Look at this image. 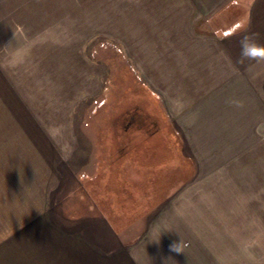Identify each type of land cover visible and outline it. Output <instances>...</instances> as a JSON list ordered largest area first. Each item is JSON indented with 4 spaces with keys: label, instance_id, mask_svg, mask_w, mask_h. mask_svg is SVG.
I'll use <instances>...</instances> for the list:
<instances>
[{
    "label": "crops",
    "instance_id": "1",
    "mask_svg": "<svg viewBox=\"0 0 264 264\" xmlns=\"http://www.w3.org/2000/svg\"><path fill=\"white\" fill-rule=\"evenodd\" d=\"M7 16L0 38L8 40L2 50L11 52L15 73L32 74L26 59L43 41L32 35L61 43L48 51L54 64L46 71L66 101L53 128L30 120L8 135L12 146L0 148V210L14 205L16 218L0 222V264H262L257 231L247 235L245 220L264 218V210L230 188L244 184L242 172L257 169V113L264 109V62L239 63L241 37L234 33L247 25L264 44V0H14ZM48 42H41L43 50ZM113 57L160 102L190 162L186 180L172 172L164 185L169 193L155 198L137 225L121 228L103 212L73 211L65 221L52 207L55 196L66 203L92 177L80 175L88 168L85 151L94 148L85 138L94 137L85 128L90 102L73 109L76 81L101 96L97 76L107 65L114 72ZM85 72L93 75L86 83ZM99 101L93 106L107 104ZM173 244L182 252L172 251Z\"/></svg>",
    "mask_w": 264,
    "mask_h": 264
},
{
    "label": "rangeland",
    "instance_id": "2",
    "mask_svg": "<svg viewBox=\"0 0 264 264\" xmlns=\"http://www.w3.org/2000/svg\"><path fill=\"white\" fill-rule=\"evenodd\" d=\"M15 1L16 3L18 2L22 5L23 2H28L29 0ZM13 2L14 0H0V25L2 24L3 26L4 19L8 18V8L13 7ZM1 29L2 28L0 27V30ZM6 38L8 37L6 36ZM32 39L33 41L38 39L43 40L41 42L45 44V41L48 42V40L51 38H45L44 35L36 34L32 35ZM6 41L8 40H4V37L0 38V148L3 149L12 144V139H8V135H11L13 130L19 128L20 126L29 125L30 120H32L34 125L39 124L44 130L53 128L55 125L54 120L56 119V116H58V105H60L62 102L65 103L66 101L62 92H58L57 94L51 89L50 84H52V80L56 76L51 74L49 77H47L48 73L46 71V68L48 67L52 69V65L54 64V59H46L48 53L51 55V53L48 51L50 49L55 50L52 47H55L61 43L57 42L58 40H56V38H52L51 42L54 46H51L48 42L49 45H46L48 46V50H43L41 46L45 45H43L41 42H35L33 47L30 49L33 52L31 53L33 58L26 59L28 63H30V66H28L30 68V73L32 72V74L22 75L15 73L17 69L12 65L14 60L11 56V52L8 53V50H6V52L3 54L2 48H4V43ZM37 56H39V58L35 59ZM40 56L43 57L41 58ZM111 61L115 67V73L113 72V75L110 74L108 71L109 66L107 65L103 71L101 69L102 75L97 76L99 87L101 86L102 89L103 86L104 88L102 95L99 96L98 93L93 94L94 89L93 91L87 90L85 88L82 90L80 84L81 79H79V81H76L79 83V85L76 87L78 95H75L76 101H73V109L75 107V110L79 105L81 106V104H85L86 106L90 102L88 107H86V113L88 116L85 128L94 138L89 140L85 138V142L87 144H93L94 148L91 149V151H85V153L88 155L86 158L88 168L80 175L83 177V179H85L90 172L92 177H88L89 179L86 180V186L89 191H91L99 207L95 206V208L92 209V200H90L88 197L80 196L81 189L78 187L75 193L66 197L67 201L64 204L60 195L55 196V201H53L52 207L55 214L59 215L60 219L63 220H65L67 216H70L68 214L73 211L77 212V214L79 213L80 215L86 214V216H89L92 214L90 212L95 211V209L99 213V208L108 217L111 215L113 224L124 227L133 224L141 215H143L136 212H138V210H144L146 207L143 206L139 208L135 202L142 201L143 203L148 204V202H150L151 204L155 198L161 199L165 193L167 195L171 189V186L170 188H165L164 185L169 181L172 172L176 174L175 178L177 181L186 180L185 178L189 176L188 168L190 169V162L188 163L183 153H181L182 144L179 148V152H174L172 148V140L175 139V136L171 131L167 133L166 128L169 127L170 130H175V128L169 116L164 114L161 110L159 106L160 102L156 97L153 98V100H155V105L152 107V113H154L155 119H157L156 117L158 116L165 120L163 137H156L153 141L151 140L153 145L151 148L154 152V159H151V163H154V165L158 167H153L152 169V166L148 167L147 165H137V163L133 162L126 163L125 161L122 162L119 158H116V153H113V151H115V149H113V141L108 140L106 142L105 139L101 138L104 132L103 130L110 129L111 131L113 126L112 123L116 119L115 117L120 114L118 111L121 109L124 110L125 106L131 109L134 106V102L139 101V106L143 108L147 102L140 99V97L143 96L142 92L147 93L148 91L147 89L143 91V86L138 84L139 82H137L135 76L129 71V68L125 66L124 61L121 58L118 59L117 57H113ZM102 63L106 65L104 61ZM22 65L23 64L20 65V69L24 67ZM85 73L86 74L82 79L84 83L87 82L89 76H92L93 78V75H88V72ZM57 78L59 79L58 82L60 83L61 76H58ZM97 80L95 81L97 82ZM87 84L89 85V83ZM69 88L71 89L72 86ZM101 89L99 88V90ZM14 91L16 92L17 96L18 94H22L21 99L18 97L15 98ZM60 94L61 99H59ZM94 96L95 99H93ZM125 98L126 101H123ZM98 100H104L107 104H105L103 107H94V102ZM104 101H99V105ZM262 103H264V99ZM92 112L93 114L95 112L96 113L91 117ZM18 114H20V117H18ZM95 116L96 119L94 120ZM258 119L260 120L258 121ZM115 126L116 125H114V127ZM119 127L120 124L118 125V128ZM70 130H73L72 124H70ZM95 149L99 151V153L97 151L98 154L94 151ZM4 157L6 156L3 155V158ZM121 162L123 163V166L119 165ZM183 165H187V167L184 169ZM175 166L178 167L177 169L179 171H173ZM7 174H9V172ZM238 178L241 179L242 183L244 184L239 187L231 186L230 194L239 195L241 198L245 197L247 200H254L255 206L258 209L262 208V210H264V202L262 205H260V198L257 203V189L259 190L258 197H260L261 191L264 197V187H261L263 183L261 182V179H259L264 178L263 108L261 115L260 111L257 113V169L242 172ZM157 184H160V186L156 187L155 185ZM3 198H5V195ZM77 198L80 199L79 203ZM24 199H26V197ZM6 200H8V197H6ZM35 202H33L34 208ZM246 203L247 212L253 210L250 204L248 202ZM64 205L68 206L67 212L63 209ZM13 207L14 205L11 207V209ZM11 209L0 210V222L3 223L6 220L13 222L16 220V218L13 216V212H11ZM245 221L247 226V235L248 230L255 228L257 231V260L260 257L262 259L264 258V218H247ZM3 226L6 225L3 224ZM20 236L25 237L26 239L30 237L27 232H23ZM22 243L24 244L25 242L22 240ZM262 264H264V259Z\"/></svg>",
    "mask_w": 264,
    "mask_h": 264
},
{
    "label": "flooded vegetation",
    "instance_id": "3",
    "mask_svg": "<svg viewBox=\"0 0 264 264\" xmlns=\"http://www.w3.org/2000/svg\"><path fill=\"white\" fill-rule=\"evenodd\" d=\"M148 97L145 95L140 97L147 102L143 108L139 106V101H136L133 108L129 109L125 106L124 110L120 112V115H123V119H125L123 126L128 129L119 131L120 134L117 135L116 143L113 145L115 149L113 152L116 153V158L122 162L156 167L154 163H151V159H154L151 140L163 137L165 125L161 128L157 126L154 113H152L153 105ZM123 101H126V98ZM151 128L156 131L148 135ZM122 162L119 165L123 166Z\"/></svg>",
    "mask_w": 264,
    "mask_h": 264
},
{
    "label": "clouds",
    "instance_id": "4",
    "mask_svg": "<svg viewBox=\"0 0 264 264\" xmlns=\"http://www.w3.org/2000/svg\"><path fill=\"white\" fill-rule=\"evenodd\" d=\"M234 35H240L241 37L239 41V63H243L244 61L264 62V44L258 42V38L255 34L249 33L247 25H241ZM232 103H235L237 107L241 106L238 101H233ZM171 250L177 253L182 252L178 244H173Z\"/></svg>",
    "mask_w": 264,
    "mask_h": 264
},
{
    "label": "water",
    "instance_id": "5",
    "mask_svg": "<svg viewBox=\"0 0 264 264\" xmlns=\"http://www.w3.org/2000/svg\"><path fill=\"white\" fill-rule=\"evenodd\" d=\"M145 89L143 88V91H144ZM142 94L143 95H145V96H147V93H145V92H142ZM149 97H152V96H150L149 95ZM153 98L154 97H152V98H149V100L151 101V103H152V105L154 106L155 104V100H153ZM122 111V109L120 110V111H118V112H121ZM152 115V114H151ZM116 119L114 120V122L112 123V129H111V131H110V129H106V130H103L104 132H103V135L101 136V138H103V139H105L106 140V142L108 141V140H112L113 141V145L116 143L115 142V139H117V135L118 134H120L119 133V131H121L122 129H124V131H125V129H128V128H124V126H123V123L125 122V119H123V115H118V116H116L115 117ZM157 119H156V123H157V126L159 127V128H161L162 126H164L165 125V120L163 119V118H161V117H156ZM111 119V118H110ZM111 121H112V119H111ZM110 121V122H111ZM120 124V127L118 128V125ZM111 125V124H110ZM114 125H116L115 127H114ZM130 129V128H129ZM156 130L155 129H149V133H148V135H150V134H153L154 132H155ZM101 145H102V143H101ZM112 147V146H111ZM114 149V148H113ZM114 153V152H113ZM79 189H81V195L80 196H82V197H88L90 200H92V209H94L95 208V206H98V204H97V202L95 201V199H94V197H93V195H92V193H91V191H89V189L87 188V186H86V180H81V182H80V185H79ZM74 193H75V191H74ZM89 200V201H90ZM99 207V206H98ZM98 210H99V212H102L99 208H98ZM95 211L97 212V210L95 209ZM136 222H134L133 224H131V226L130 227H133V226H135V225H137V223L135 224Z\"/></svg>",
    "mask_w": 264,
    "mask_h": 264
},
{
    "label": "trees",
    "instance_id": "6",
    "mask_svg": "<svg viewBox=\"0 0 264 264\" xmlns=\"http://www.w3.org/2000/svg\"><path fill=\"white\" fill-rule=\"evenodd\" d=\"M167 128H168V130H167ZM166 128V131H167V133L169 132V131H171V132H173V134H174V140H172V148H173V150H174V152H179V148H180V146H181V140H180V138H179V135H178V133L175 131V130H170V128L169 127H167ZM184 166V165H183ZM184 168H185V166H184ZM156 187H157V185H155ZM104 203V202H103ZM102 203V204H103ZM138 206H139V208L140 207H143V206H145L146 208L144 209V210H138V212H136V213H138V214H143V212H145L146 211V209L149 207V206H151V205H153V202H151V204H150V202H148V204H146V203H143L142 201H139V202H135ZM136 206V205H135ZM137 214V215H138ZM109 218L111 219V221H112V218H111V215L109 216ZM114 221V220H113ZM116 226H117V228H121V227H123V226H118L117 224H116Z\"/></svg>",
    "mask_w": 264,
    "mask_h": 264
},
{
    "label": "snow or ice",
    "instance_id": "7",
    "mask_svg": "<svg viewBox=\"0 0 264 264\" xmlns=\"http://www.w3.org/2000/svg\"><path fill=\"white\" fill-rule=\"evenodd\" d=\"M236 27H237V28H239V27H240V25H237ZM225 35H228V34L226 33Z\"/></svg>",
    "mask_w": 264,
    "mask_h": 264
}]
</instances>
